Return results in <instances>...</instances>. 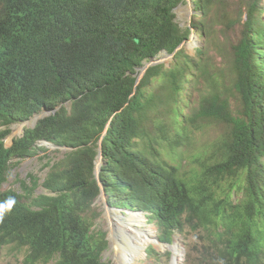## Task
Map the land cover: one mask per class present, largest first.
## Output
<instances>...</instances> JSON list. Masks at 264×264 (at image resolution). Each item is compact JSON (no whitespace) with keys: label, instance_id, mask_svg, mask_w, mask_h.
<instances>
[{"label":"trees","instance_id":"obj_1","mask_svg":"<svg viewBox=\"0 0 264 264\" xmlns=\"http://www.w3.org/2000/svg\"><path fill=\"white\" fill-rule=\"evenodd\" d=\"M183 1L0 0V249L18 264H112L96 225L100 194L146 213L164 241L203 232L201 264L261 263L264 0H193L185 27L173 12ZM191 29L203 38L194 55L184 46L136 85L139 69ZM42 111L51 114L5 146L12 125ZM154 143L192 148L187 185ZM38 152L42 182L28 174L3 190Z\"/></svg>","mask_w":264,"mask_h":264},{"label":"rangeland","instance_id":"obj_2","mask_svg":"<svg viewBox=\"0 0 264 264\" xmlns=\"http://www.w3.org/2000/svg\"><path fill=\"white\" fill-rule=\"evenodd\" d=\"M190 1L184 0L181 7L177 10V15H175L176 22L180 23L182 27H185L191 22V19H188L189 13L191 11ZM198 32L199 31L192 29V37L185 44L187 52L190 55H194L195 48L203 44V38L200 37ZM225 37L226 38L224 39L228 40L227 42L229 43L233 42L235 38L233 33H229ZM165 63L168 64L169 60H167ZM31 123L32 119L23 124L12 125L9 128V134L5 137V144L10 146L12 144L11 141L14 138L21 136L24 128L30 126ZM154 144L158 146L155 148H159L161 154L163 152L166 156V163L176 165V175L187 185L190 180L192 170L197 168V159L190 151L192 148L189 147L187 150L176 151V153H173L167 151L166 143H164L163 147H160L159 143ZM47 148L48 152L46 154L50 159L55 158L58 160L62 158L65 152L64 149H59L54 146ZM43 154V152H38V154L34 157L25 159L16 168H13L10 172L8 180L3 184L2 189H18L20 184L17 183V181L25 180L28 174L37 176L40 178L39 182H42L47 170L42 166L44 163V161L41 159L43 158ZM41 190L42 188L38 187L35 189V193H39ZM93 205L97 207V210L100 213V216L96 221V225L99 226V229L106 233V238L108 241V247L102 253V259L104 261H110L112 264H116L114 261L115 251H111L110 242L108 240L110 230L108 228L109 220L106 216L109 212H112V217L116 215L120 220H122L117 224L123 226V229H125L126 232L131 235L134 243L137 245L142 244L141 248L139 249V254L136 257V261L133 264H201L199 260L202 258V245L207 241L206 235L203 234V232H197L195 233L196 235H192V233H190L186 236V238L176 233L173 235L171 241L166 243L160 238L159 227L155 221L146 219V217L139 215V217L142 219V222H137L130 214L126 212L109 209L105 202V197L101 196V194ZM145 234L148 235L152 240V242L148 243V245H143ZM190 242L195 246V248L190 247L191 249L193 248L192 250L188 249L189 247L186 245V243L189 245ZM152 249H154L157 254H154ZM167 252H169V254H167ZM17 259H20V257L13 253L10 249H0V264H18L19 262ZM260 264H264V254L261 257Z\"/></svg>","mask_w":264,"mask_h":264},{"label":"bare ground","instance_id":"obj_3","mask_svg":"<svg viewBox=\"0 0 264 264\" xmlns=\"http://www.w3.org/2000/svg\"><path fill=\"white\" fill-rule=\"evenodd\" d=\"M6 180V179H5ZM3 182V181H2ZM139 213L132 214V218L135 221H141V217H139ZM109 220V240L111 251L114 252V261L116 264H133L136 261V257L139 254V249L141 245H137L131 238V235L123 229V226L118 225L117 223L122 220L119 219L116 215L112 217V212H109L106 215ZM151 242V239L148 235H144L143 245H147ZM143 248V247H142Z\"/></svg>","mask_w":264,"mask_h":264},{"label":"water","instance_id":"obj_4","mask_svg":"<svg viewBox=\"0 0 264 264\" xmlns=\"http://www.w3.org/2000/svg\"><path fill=\"white\" fill-rule=\"evenodd\" d=\"M188 1H190V0H188ZM190 4H191V11L189 13V18H188L189 20L191 19V17L193 15L196 14L193 0L190 1ZM181 5H182V2L176 8H174L173 12H174L175 15H177V10L181 7ZM191 31H192V29H191ZM191 37H192V33L190 34L189 39L187 41H189L191 39ZM135 41L137 42L138 40L135 39ZM187 41L182 42L173 51V53L169 54L166 51H162L161 55H159L157 57H154L150 61L146 62L144 64V66L139 69V74H138L137 79H136V85H138V83L140 82L141 78L143 77V75L145 74L146 70L149 67L154 66V65H158V64L165 63L167 60H171L174 57V55L176 54V52L179 51L181 48H183L185 46V44H186ZM50 114H51V112H49V111H42L40 113H37V114L33 115L30 118V119H32V123L30 124L29 127H31V128L34 127L38 120L43 119L44 117L49 116ZM23 132H24V130H23ZM102 138H103V136L101 137V139L99 141V147H98V156H97L98 162H96V167H95V176H96V178H98V175H99V172H100V166L102 165V152H101V142H102ZM40 145H45L46 147H51L52 146L51 144H49L47 142H44V141L43 142H40ZM101 190L103 191V188H101ZM101 196L104 197L103 194H101ZM112 210L121 211L120 209H112ZM126 212L128 214H130V215L135 214V213H138V212H130V211H126ZM139 214H142L143 215V213H139ZM109 242H110V240H109Z\"/></svg>","mask_w":264,"mask_h":264},{"label":"clouds","instance_id":"obj_5","mask_svg":"<svg viewBox=\"0 0 264 264\" xmlns=\"http://www.w3.org/2000/svg\"><path fill=\"white\" fill-rule=\"evenodd\" d=\"M29 120H30V119H29ZM27 121H28V120H27ZM27 121H26V122H27ZM26 122H24V123H26ZM21 124H23V123H21ZM14 125H16V124H14ZM28 127H29V126H28ZM25 128H27V127H25ZM25 128H24V130H25ZM23 133H24V132H23ZM23 133H22V134H23ZM19 137H20V136H19ZM17 138H18V137H17ZM14 139H15V138H14ZM14 139H13V140H14ZM13 140L11 141V143L13 142ZM41 142H43V141H41ZM44 142H45V141H44ZM49 144H50V143H49ZM39 145H40V143H39ZM5 146H6V144H5ZM44 146H45V145H44ZM52 146H53V145H52ZM6 147H8V146H6ZM54 147H55V146H54ZM59 149H60V148H59ZM61 149H63V148H61ZM15 168H16V167H15ZM105 202H106V198H105ZM106 204H107V203H106ZM107 206H108V205H107ZM108 207H109V206H108ZM110 208H111V207H109V209H110ZM111 209H115V208H111ZM121 211H122V210H121ZM122 212H126V211H122ZM130 212L143 213V215L141 214V216H142V217H146V219H148L147 216H146V213H144V212H140V211H130ZM126 213H127V212H126ZM156 224H157V223H156ZM175 234H176V233H175ZM177 234H178V233H177ZM159 236H160V230H159ZM180 236H181V235H180ZM182 237H184V236H182ZM160 238H161V237H160ZM184 238H186V236H185ZM106 239H107V238H106ZM171 239H172V238H171ZM162 240H163V239H162ZM169 241H171V240H169ZM169 241H164V240H163V242H166V243H168ZM151 242H152V240H151ZM151 242H150V243H151ZM147 245H148V244H147ZM186 245H187V243H186ZM167 254H169V252H167Z\"/></svg>","mask_w":264,"mask_h":264}]
</instances>
